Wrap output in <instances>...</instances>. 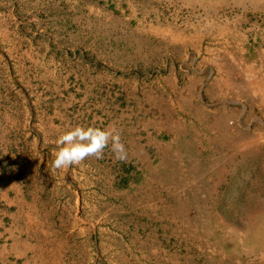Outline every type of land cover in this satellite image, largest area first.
<instances>
[{"label":"rangeland","instance_id":"374dc122","mask_svg":"<svg viewBox=\"0 0 264 264\" xmlns=\"http://www.w3.org/2000/svg\"><path fill=\"white\" fill-rule=\"evenodd\" d=\"M76 125L127 159L53 170ZM263 233L264 0H0V264H264Z\"/></svg>","mask_w":264,"mask_h":264},{"label":"clouds","instance_id":"9594fccd","mask_svg":"<svg viewBox=\"0 0 264 264\" xmlns=\"http://www.w3.org/2000/svg\"><path fill=\"white\" fill-rule=\"evenodd\" d=\"M55 143L57 150L53 152V170H65L71 166L80 165L91 157L99 159L109 145L116 160L125 161L127 159V152L121 143L120 133L111 128L76 125L61 132Z\"/></svg>","mask_w":264,"mask_h":264},{"label":"crops","instance_id":"0c3cea01","mask_svg":"<svg viewBox=\"0 0 264 264\" xmlns=\"http://www.w3.org/2000/svg\"><path fill=\"white\" fill-rule=\"evenodd\" d=\"M217 121H218V124H220L219 130H217V131L219 132L220 135H222L221 133L224 132L225 126H227L229 124L230 120L228 118H218ZM172 145L173 144H171V143L169 144V146H171V147H172ZM179 145H180V143L177 144L176 146L178 147ZM176 150L178 151V148H176ZM176 150H174V152H173V149H172L171 151H169V154L170 155L175 154ZM261 236L263 237L261 240V242L263 244L264 233L261 234ZM260 251H261V254H264V247H262L260 249H259V247H256V248H252V250H250V252H255L256 254H259ZM262 259L264 260V255H262Z\"/></svg>","mask_w":264,"mask_h":264}]
</instances>
